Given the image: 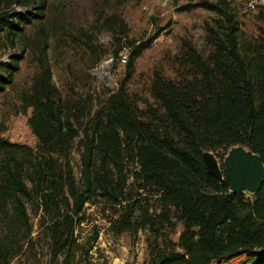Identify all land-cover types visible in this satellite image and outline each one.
<instances>
[{
    "label": "trees",
    "instance_id": "16d2710c",
    "mask_svg": "<svg viewBox=\"0 0 264 264\" xmlns=\"http://www.w3.org/2000/svg\"><path fill=\"white\" fill-rule=\"evenodd\" d=\"M46 2L0 0V50L4 41L13 44L22 38L26 24L43 19ZM189 8L216 13L222 32L215 45L233 65L232 73L223 81L218 77L210 80L217 109L212 126L228 149L242 145L258 154L264 165V61L242 52L240 22L229 0H199L182 10ZM119 28L125 29L126 24L120 21ZM115 41L120 46V39ZM149 45V40H125L114 53L118 56L123 49L127 51L125 74L109 96L104 120H98L86 136L80 191L69 173L65 178L58 174L50 156L67 153L76 130L52 96L50 69L41 60L43 77L36 81L35 92L24 98L25 108H32L27 122L38 140L40 155L27 145L0 136V264H9L33 242L28 203L36 204L39 227L62 264H80L82 253L76 257L82 246L75 228L82 223L84 205L126 201L124 162L133 158L142 180L159 191L164 204L178 211V221L183 225L174 243L162 224L151 218L144 220L151 233L145 264H212L241 255L250 258V264H264V179L250 198L244 193H230L226 178L218 182L207 173L196 144L208 128L206 122L192 116L183 122L175 118V136L161 134L152 122L139 116L130 100L126 82L134 73L135 61ZM248 45L244 46L247 50ZM40 55L46 57V45ZM21 58L13 54L8 62L0 61V94L11 84ZM65 194L70 204L64 208ZM126 207L123 217L112 224L116 234L132 229L134 207Z\"/></svg>",
    "mask_w": 264,
    "mask_h": 264
},
{
    "label": "rangeland",
    "instance_id": "374dc122",
    "mask_svg": "<svg viewBox=\"0 0 264 264\" xmlns=\"http://www.w3.org/2000/svg\"><path fill=\"white\" fill-rule=\"evenodd\" d=\"M198 1L47 0L43 19L26 24L23 37L13 44L4 41L0 50L1 62H8L13 54L22 56L11 84L0 94V136L27 145L40 155L38 140L27 122L32 108H25L24 98L35 92L36 81L43 77V60L50 69L51 94L64 118L76 130L67 153L50 156L58 174L65 178L69 173L76 189L82 190L86 136L98 120H104L109 96L125 74L121 58L127 51L123 49L118 56L114 53L125 40L136 43L149 40L150 45L135 61L134 73L126 82L130 100L138 108L139 116L152 122L161 134L175 136L178 132L175 118L182 121L192 116L206 122L208 128L196 144L202 158L210 155L215 159L224 179L222 162L228 145L211 123L217 109L210 80L218 77L223 81L232 73L233 65L215 45L222 32L216 13L201 8L182 10ZM229 1L240 22L242 52L264 61V7L256 3L254 9L248 8V2L255 0ZM120 21L126 24L125 29L119 28ZM116 39H120V46ZM44 45L46 57L42 59L40 50ZM124 169L126 201L116 205L103 202L84 205L82 223L75 228L77 242L82 246L76 257L82 253L80 264H145L149 259L147 239L151 235L148 225L143 223L147 218L162 224L174 243L183 231L178 211L164 204L159 191L142 180L136 158L125 160ZM65 196L64 208L66 203L70 204ZM131 204L132 229L116 234L112 224L123 217L126 206ZM27 209L33 224V242L9 264H62V258L51 250L39 227L36 204L28 203ZM250 261L241 255L212 264H250Z\"/></svg>",
    "mask_w": 264,
    "mask_h": 264
},
{
    "label": "water",
    "instance_id": "95a60500",
    "mask_svg": "<svg viewBox=\"0 0 264 264\" xmlns=\"http://www.w3.org/2000/svg\"><path fill=\"white\" fill-rule=\"evenodd\" d=\"M207 173L218 182L223 180L222 173L215 159L210 155L203 156ZM223 170L229 183V192L233 194H256L264 179V165L258 154L242 145L228 149L223 158Z\"/></svg>",
    "mask_w": 264,
    "mask_h": 264
},
{
    "label": "built area",
    "instance_id": "2783aa9c",
    "mask_svg": "<svg viewBox=\"0 0 264 264\" xmlns=\"http://www.w3.org/2000/svg\"><path fill=\"white\" fill-rule=\"evenodd\" d=\"M256 3H258V4H260V5H262L264 7V0L249 1L248 4H247V7L250 8V9H254ZM121 61L124 62V63L126 62V55L122 56Z\"/></svg>",
    "mask_w": 264,
    "mask_h": 264
}]
</instances>
